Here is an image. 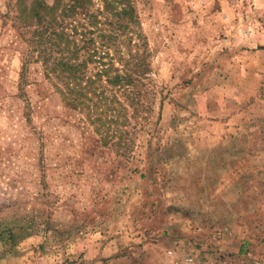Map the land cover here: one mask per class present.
I'll use <instances>...</instances> for the list:
<instances>
[{
    "label": "rangeland",
    "instance_id": "1",
    "mask_svg": "<svg viewBox=\"0 0 264 264\" xmlns=\"http://www.w3.org/2000/svg\"><path fill=\"white\" fill-rule=\"evenodd\" d=\"M129 2L128 30L101 0L64 19L97 62L140 71L133 90L101 82L97 122L0 0V264H264V0Z\"/></svg>",
    "mask_w": 264,
    "mask_h": 264
},
{
    "label": "trees",
    "instance_id": "2",
    "mask_svg": "<svg viewBox=\"0 0 264 264\" xmlns=\"http://www.w3.org/2000/svg\"><path fill=\"white\" fill-rule=\"evenodd\" d=\"M60 0H52L47 3L45 0H33L30 6H25L22 0H18V8L20 9L19 20L22 21H35L36 30L33 32L31 38L28 40L30 44L34 46H40L41 52H37V55L42 57V65L45 71L46 77L52 82V85L59 94L62 95L64 102L74 108L75 110L87 111L88 115V102H91L94 108L98 111L97 122H101V117L106 116L108 112H113L110 105L115 102L114 99H110V96L106 95V92H112V90L106 89L101 82H105L112 86H117L123 90L130 88L135 89L139 82V75L135 70H130L132 75L122 70H118L113 66V59L110 58L107 64L97 62L96 57L97 49H88V39L81 40L79 45L75 41L76 36H83L77 34L75 30L76 26H72L71 23H65V18H72L77 14V10L86 9L85 3L87 0H69V3L60 7ZM130 0H101L103 3V9L98 13V16H102L101 13H108L114 18V22H109V25L119 26L128 30L133 24H135L134 10L131 6ZM60 15L62 20L54 18V15ZM88 20L94 19L93 14L88 15V12L84 14ZM98 22H94L92 26L100 38H105L104 30L97 26ZM101 25V23H99ZM71 29V30H69ZM70 31L71 34L67 31ZM75 30V31H74ZM88 33L93 34L89 31ZM113 36H109L108 40H111ZM92 40V38H91ZM90 42V41H89ZM62 45V46H61ZM57 51V57L52 58L51 52ZM37 56V57H38ZM109 54L106 53V57ZM98 63L99 68L93 75L96 80L88 78V64ZM139 68V67H138ZM122 71V75L119 73ZM138 76V77H137ZM103 80V81H102ZM131 95V91H127ZM91 95L95 98L92 101L88 96ZM114 96V95H112ZM111 96V97H112ZM133 104V102H132ZM119 116L120 113H119ZM119 116L107 118L108 124L116 125ZM88 117V116H87ZM106 123V121H105ZM8 232V235H11Z\"/></svg>",
    "mask_w": 264,
    "mask_h": 264
}]
</instances>
